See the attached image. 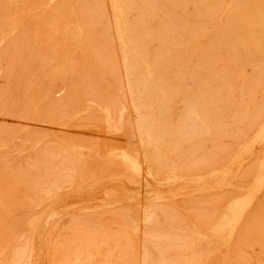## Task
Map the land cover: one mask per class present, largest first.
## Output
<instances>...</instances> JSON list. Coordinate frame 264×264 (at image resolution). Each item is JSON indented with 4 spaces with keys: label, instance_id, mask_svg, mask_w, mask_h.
Returning a JSON list of instances; mask_svg holds the SVG:
<instances>
[{
    "label": "rangeland",
    "instance_id": "374dc122",
    "mask_svg": "<svg viewBox=\"0 0 264 264\" xmlns=\"http://www.w3.org/2000/svg\"><path fill=\"white\" fill-rule=\"evenodd\" d=\"M0 264H264V0H0Z\"/></svg>",
    "mask_w": 264,
    "mask_h": 264
},
{
    "label": "bare ground",
    "instance_id": "6f19581e",
    "mask_svg": "<svg viewBox=\"0 0 264 264\" xmlns=\"http://www.w3.org/2000/svg\"><path fill=\"white\" fill-rule=\"evenodd\" d=\"M261 5V4H260ZM262 8V6H261ZM259 19V18H258ZM254 22V21H253ZM262 23V22H261ZM251 25V24H250ZM254 27V25H253ZM254 29V28H253ZM259 31V30H258ZM128 159V158H127ZM130 159V158H129ZM126 160V159H125ZM131 161V160H130ZM128 162V161H127ZM130 163V162H129ZM132 163V162H131ZM134 165V164H133ZM176 179V178H175ZM173 181V180H172ZM246 205V202H237L235 205L231 206L229 209V216L227 215L224 219L226 227L230 228L231 224L235 225L237 220L240 218L241 216V212H242V206Z\"/></svg>",
    "mask_w": 264,
    "mask_h": 264
}]
</instances>
